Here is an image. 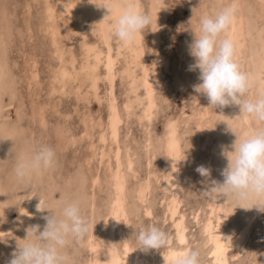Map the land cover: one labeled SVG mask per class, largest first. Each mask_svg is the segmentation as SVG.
<instances>
[{
  "label": "rangeland",
  "instance_id": "374dc122",
  "mask_svg": "<svg viewBox=\"0 0 264 264\" xmlns=\"http://www.w3.org/2000/svg\"><path fill=\"white\" fill-rule=\"evenodd\" d=\"M233 1L162 0L166 15L160 21L161 39L157 48L153 49L152 41L149 42L152 39L151 24L141 37L146 66L151 65L157 52L168 59L167 68L159 69L161 75L153 92L156 104L152 109L155 111L149 115L151 117H144L141 113L146 104L143 86L131 91L130 77L123 72L131 68L128 66L129 48L110 35L111 56L115 59L113 94L121 116L115 142L108 130L109 107L106 97L110 87L107 80L101 78L98 81V98H95L86 94L90 80L84 71L79 70L85 61L82 42H86L102 53L103 62L102 65L99 63L97 72L103 77L104 56L107 53L103 38L90 29L83 33L70 32L67 38L59 22L57 41L64 51L59 59L48 30L52 21L45 14V0H0V138L7 139L0 141V211L4 208L3 225L0 227V264H6L11 259L13 250L23 243L27 231L31 233L32 226L40 225L42 231L46 224L44 217L49 212L47 209L58 212L61 201L65 199L80 201L82 214L92 225L82 241L70 240L64 247L62 254L66 257V264H86L92 260L94 255L86 241L90 234L98 236L103 229L112 195L107 164L114 165L113 153L117 147H120L123 169L127 174L128 195V220L122 222V236H117V244L120 246L127 242L135 249L129 257L130 264H157L168 249L180 247L186 251L199 249L201 264H212L211 243H208L203 229L209 218L216 221V210L233 239L237 238L241 228L250 223L240 249L231 246L227 250L228 263L264 264V212L255 208L245 211L237 206L239 201L231 197L208 199L202 183L205 178L195 170L197 166L204 165L211 170L209 183L211 180L223 182L221 171L228 161L222 151H231L236 139L228 125L239 137L250 134L258 127L252 118L245 119L240 114L239 106L235 105L214 109L208 104L207 113L201 115L200 106L206 97L193 91V85L199 83V71L188 70L189 65L195 62L188 52V44L193 39L188 29L198 31L199 18L214 15ZM139 2L142 4L141 11L150 14L151 1ZM237 2L241 6H236L239 7L236 14L242 15L245 22L244 36L240 40L242 49L235 61L249 78V89L244 99L254 100L264 93V9L261 10L264 0ZM85 26H88V22ZM234 44L238 51L236 42ZM116 48H119L120 54L116 55ZM70 56L74 57V66L70 63ZM89 58L91 62L92 56ZM62 63L71 71L74 67L80 71L78 79L67 80L64 89L56 81L57 69ZM133 70L139 79L141 69L137 67ZM133 98H143L141 101L145 102L141 104L139 101V104L135 101L130 114L126 115L124 104ZM170 121L176 122L181 152L178 159L179 178L174 189L171 187V191H166L162 186V176L170 168L164 150ZM102 134L105 140L100 139ZM205 135H209L210 140L205 147H201L200 142ZM42 145L54 149L55 166L34 174L25 182L18 181L13 171L17 160ZM103 153L105 156L102 158ZM126 157L131 160L130 169L126 167ZM93 177L98 178L97 184H92ZM146 178L150 187L141 201L137 199L135 190ZM171 196H175L179 202L174 218L169 216L170 212L166 209ZM251 202L255 203V199ZM38 204L45 210H38ZM244 204L247 206L248 202ZM147 209L149 213L146 214ZM181 217L185 225V240L182 243L175 235L174 226V221ZM150 225L168 234V246L147 253L136 250L139 247L136 236ZM98 255L104 257L103 246L98 248Z\"/></svg>",
  "mask_w": 264,
  "mask_h": 264
},
{
  "label": "clouds",
  "instance_id": "9594fccd",
  "mask_svg": "<svg viewBox=\"0 0 264 264\" xmlns=\"http://www.w3.org/2000/svg\"><path fill=\"white\" fill-rule=\"evenodd\" d=\"M98 9H105L110 35L117 38L123 46L131 45L152 23L150 14L140 10L136 0H88ZM237 8L235 5L223 7L214 15L202 16L198 31L188 29L193 34L188 44L189 55L194 63L189 71H199V83L193 91L207 98L214 109L239 106L240 114L252 118L258 127L250 134L239 137L232 144V150L222 155L227 158V166L221 171L223 182L211 180V170L204 165L195 169L205 180L202 182L204 195L208 199L224 197L239 201L237 206L245 211L255 208L264 212V93L254 100L244 99L249 89V78L235 61V44L225 34L228 32ZM223 37V38H222ZM7 140L0 138V141ZM11 140V139H10ZM171 159V158H170ZM56 164V153L49 146H40L31 154L17 160L14 175L20 182L29 180L34 174L52 169ZM255 199V203L251 201ZM244 202H248L245 206ZM38 210H45L37 206ZM49 210L44 217L43 230L40 225L27 231L23 243L13 250L6 264H66L62 250L70 240L82 241L92 227L82 214L80 201L65 199L59 211ZM115 219L118 223L123 222ZM107 223V222H106ZM126 224V223H125ZM127 225V224H126ZM142 252L161 250L169 244L168 234L155 225L139 231L136 236ZM165 264H201L199 249L174 253L171 261L164 258Z\"/></svg>",
  "mask_w": 264,
  "mask_h": 264
},
{
  "label": "bare ground",
  "instance_id": "6f19581e",
  "mask_svg": "<svg viewBox=\"0 0 264 264\" xmlns=\"http://www.w3.org/2000/svg\"><path fill=\"white\" fill-rule=\"evenodd\" d=\"M150 1H151V5L149 8L150 10L149 9L148 10L150 11V15L152 18V23H151V25H152V27H151L152 39L151 40L149 39V42L152 41V46H151L152 48L153 47L157 48L158 43L161 39V36H160L161 23H160V21H161V18L166 15V11H165L164 4H163L162 0H149V2ZM44 3H46L45 4V6H46L45 12L46 13L45 14L47 15V18L52 21L48 27V30H50V33L52 35V41L56 45L55 48H56L57 55L59 56V59L62 58L63 52H64L63 48H62L63 46L61 47L57 41V39H58L57 37L59 35L58 33H59V29H60V25H59L60 23L59 22H61L62 26L64 27V31H66L65 33L67 34L66 35L67 38H68V34L70 32L83 33L84 31L90 29V30L94 31L96 34H98L101 37V39L103 38V40H104L103 43L104 42L106 43L107 53L104 56L105 57V59H104L105 73H104L103 77H101L100 74H98V72H97V68L99 66V63L101 64L103 62L102 57H101L102 53H101V51H95L96 49H94V46L92 44H88L86 42H82L85 61L81 64L79 70L84 71L85 76H87L88 79L90 80L89 83L87 82L88 88L86 90V94L94 96L95 98H98V81L101 78L107 80L108 85L110 87V89H109L110 91L108 90L109 95L106 94V95H108V97H106L108 100V106L107 107H109V109H108L109 110L108 130L110 133V138H112V140H114L116 142L117 137H118V126H119V123L121 122V116H120V112L116 106L117 100L115 101V96L113 94V84H114V77H115V70H114L115 59L111 56V54H112L111 49L112 48H111L110 43H109L110 42L109 41V39H110V25L108 22V18L107 17L104 18L106 10L96 8L95 5L92 3H89L88 0H45ZM136 3L139 5V8L141 10L142 4H140L139 0H136ZM230 5L238 6L240 4H238L237 0H234ZM237 8H239V7H237ZM204 9L205 8H203L202 10H204ZM263 9L264 8L262 7L261 10H263ZM258 11H260V9ZM202 14H203V12H202ZM250 15H251V13H250ZM250 17H252V16H250ZM244 19L245 18H243L242 15L235 14L234 20H233V22H232V24H231V26H230L227 34H226L228 38H230L233 42H236V44H237L236 46L238 47V51L235 49V51H236L235 57H234L235 59L239 57V54L241 51L240 48L242 49V47H241L242 41H240V40L243 39L241 36L243 35V30H244V27H243L244 22H245ZM258 19H259V16H258ZM86 22H88V26H85ZM45 28L47 29V27H45ZM141 37H142V33L137 34V39L135 40V42L132 43L131 45L126 46L127 48H129V52H130L129 58H128V59H130L128 66L131 68L129 70L127 68L123 72H126L128 77H130L131 83L130 82L129 83L131 84L130 85L131 91H134V90L136 91L137 89H139L140 86H143L144 91H145L144 92L145 93L144 99H146V104L144 106V110L141 113H143L142 115H144V117H148L151 114V112L153 111L152 109H154L153 108L154 105L156 104L155 99L153 98V95H154L153 92L156 89V81L159 78V76L161 75V71H159V69H161V67H164V70H165V68H167L168 59L164 58V56L161 53L157 52V53H154L155 55L152 58L153 60L151 62V65L146 66L145 62H144V58H143V50L141 47V45H142ZM116 47H118V46H116ZM121 47H123V46H121ZM152 48H151V50H152ZM117 50H118V52L116 53V55L120 54L119 48ZM89 56H92L93 60L91 62H90L91 58H89ZM259 57H257V58H259ZM70 58H71L70 63L72 64V66H74V64H73V63H75L74 57L70 56ZM61 62H62V60H61ZM186 63H188V62H186ZM189 64H190V62H189ZM137 67L139 69H141V72H140L141 76L139 77V79H137L138 76H136L134 74L135 71L133 70V68H137ZM76 68H78V67H76ZM76 68L74 67L73 71H71L64 65V63L61 64V67H59L57 69L58 72L56 73V78H57L56 81L59 82L58 84H60L59 85L60 88H63L64 86H66L65 84H66L67 80L78 79V74L80 71ZM86 81H87V78H86ZM141 89H142V87H141ZM128 90H130V89H128ZM134 97H136V96H134ZM133 99H128V100L125 99L126 103L124 104V109H125L126 115L130 114L131 110L134 107L133 104L135 101L136 102L140 101L141 104H142V102L143 103L145 102V101H141V100H143V98L142 99L138 98L139 100L138 99L135 100V98H133ZM140 102H139V104H140ZM139 104H137V105H139ZM207 105H208V101H207V98H205L204 103L200 106V109L202 111L201 115H205L207 113V111H208ZM138 107L136 106V108H138ZM149 117H151V116H149ZM244 118L247 119V116H244ZM144 119H146V118H144ZM174 122L170 121V123L168 124V129H167L168 131H167L166 138H165L166 140L164 143V150L168 156L166 163L170 166L169 170H167L166 172L163 173L161 171V173H163V176L161 175L162 176V186L166 191H169L171 187H172L171 189L173 190L174 186H175V184L179 178V176H178V173H179L178 161L180 160L179 155L181 152V147H180V141L177 137L176 124H175L176 122L175 123ZM244 123H246V122H244ZM198 125H199V123H198ZM88 131H87V133H89ZM100 139L105 140L104 134H102L100 136ZM209 140H210V136L205 135L204 138L200 142L201 147H205L206 144L209 142ZM63 142H65V141H63ZM99 142H101V141H99ZM93 146H94V144H93ZM104 149H106V148H104ZM108 151H110V150H108ZM111 151H112V149H111ZM112 153H113V151H112ZM92 154H94V153H92ZM113 154H114L113 156L115 158L114 165L107 164L109 166V171H108L109 172V180H110V183L112 186V195H111V197H110L111 199L109 201V210H108L107 214L104 216V223H103L102 232L98 236H94L93 234H90L88 241H86L87 244L89 245V249H91L92 254L94 255L93 259L90 260L89 262H86V264H121L122 262L123 263L127 262V264H130L129 263V257L131 256V254L135 250L127 242H123L120 246L117 244V240H118L117 236L118 235L122 236V222L118 223L115 219L110 218V217H115L117 220H120V221L124 220L126 222L128 220V209H127V205H126L127 204V198H128V195H127V174L123 169V160L121 158L120 147L115 148ZM104 156H105V153L102 154V158ZM126 158H127L126 167H128L130 169L131 168V160L129 157H126ZM98 161H100V160H98ZM157 176H158V174H157ZM157 176H156V178H157ZM97 180H98L97 177H93V183L92 184H94V183L97 184V182H98ZM159 180H160V178H159ZM142 181L138 184V186L136 187V190H135L137 199H139L141 201L144 200V196L146 194V191L147 190L149 191V187H150L149 179L146 178L143 182ZM178 203L179 202L175 196H171L170 200L168 201V208H166V209H168V211L170 212L169 216L171 218H174V216L178 213L177 212ZM217 205L220 206V204H218V203H217ZM213 209H211V211H210L211 213L213 212L212 211ZM220 209H221V207H220ZM220 209H218V210H220ZM3 210H4V208H1V211H0V227L3 225V221H2V217L4 214ZM148 210L149 209H147V211H145L146 214L149 213ZM220 212H221V210H220ZM215 213H217L216 221H213L212 218H209L208 221L205 223V226H204L205 228L203 229L205 231L204 233H206V235H207L208 243H211V251L210 252H212V254H213V257H212L213 263L212 264H229L228 260H227V250L231 246H236L237 249H240V247L242 246V244L245 241L247 232L249 230V224L250 223L248 222L243 228H241L237 238L233 239L231 234L229 232H227L226 229L224 228V226L226 224H224V221L220 217V214H218L217 210ZM174 226L176 229L175 235H177L179 242L182 243L185 240V232H184L185 231V225L183 222V217L175 220ZM4 235L6 236V233H4ZM102 246L105 249V255L103 258L98 255V248L102 247ZM237 249H236V251H237ZM186 250L187 249H183L181 247H180V249H168V251L166 250L167 252L163 256H161V260L157 264H165L164 258L170 262L171 257L174 253L182 252V251H186ZM91 251H90V253H91ZM212 254L210 253V255H212ZM84 264H85V262H84Z\"/></svg>",
  "mask_w": 264,
  "mask_h": 264
}]
</instances>
